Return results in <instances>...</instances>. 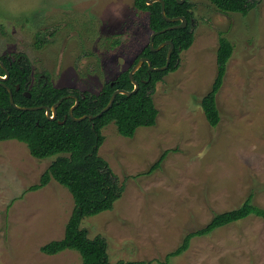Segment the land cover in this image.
<instances>
[{
  "label": "rangeland",
  "instance_id": "1",
  "mask_svg": "<svg viewBox=\"0 0 264 264\" xmlns=\"http://www.w3.org/2000/svg\"><path fill=\"white\" fill-rule=\"evenodd\" d=\"M193 4L194 42L177 70L157 83V124L133 137L106 125L99 153L124 184L112 209L86 217L89 237L103 236L110 261L164 260L185 234L250 195L264 208V0L248 14ZM45 37L41 47L36 41ZM149 13L134 0H0V54L27 55L54 85L99 93L136 64L149 44ZM233 47L212 127L201 105L217 73L220 36ZM161 166L149 172L164 152ZM57 155L37 158L26 143L0 141V264H82L79 251L49 255L64 237L72 193L55 179L31 191ZM170 264H264V219L250 215L195 236Z\"/></svg>",
  "mask_w": 264,
  "mask_h": 264
},
{
  "label": "trees",
  "instance_id": "2",
  "mask_svg": "<svg viewBox=\"0 0 264 264\" xmlns=\"http://www.w3.org/2000/svg\"><path fill=\"white\" fill-rule=\"evenodd\" d=\"M164 1L166 15L185 16L189 20L186 27L168 29L181 21L166 20L162 14L160 1L149 4L147 0H134V4L136 8L149 13V26L152 32L166 29L156 34L154 48L166 40H171L174 44L168 68L163 71H151L148 63H144L134 73L135 80L140 84L139 89L130 95L119 93L112 107L93 119L76 121L71 118L70 109L76 103V97L79 98V103L74 109L75 117L98 114L108 104L115 90H134L135 85L129 75L133 66L122 71L110 82H106L99 93H93L58 87L53 84L49 74H35L31 61L24 53L14 57L0 54V61L3 63L0 64V141L8 139L22 141L37 158L57 155L42 174L40 181L31 185L29 190H38L55 179L68 188L74 198V208L66 224L64 237L44 244L41 250L46 254L55 255L65 249H73L80 252L82 264H154L152 260L111 262L107 240L101 235L89 237L87 230L81 225L86 217L112 209L125 189L109 162L99 153L105 139L103 128L113 122L121 135L133 137L139 127L156 125L159 115L154 100L157 83L167 73L177 70L181 52L194 42V31L190 23L194 17L193 4L189 0L183 3L178 0ZM210 1L222 12H239L244 15L255 8L257 3L256 0ZM44 42L45 37L39 34L37 47H41ZM170 45L169 43L156 51L149 42L135 62L146 56L150 58L153 66H163L166 64ZM233 51L231 41L221 35L216 58L217 73L210 90L201 100L205 116L212 127L218 126L221 121L218 94L224 84ZM9 88L13 91L16 105L44 107L22 109L14 106L10 100ZM26 92H30V96L26 95ZM63 96L68 97L58 106L57 117L49 118L45 107H52ZM167 153L168 150L154 163L149 172L161 166ZM250 215L264 219V208L255 204L253 195H250L240 207L217 212L205 226L185 234L179 246L168 252L164 260L158 262L170 264L173 257L190 248L193 237L209 235L218 228Z\"/></svg>",
  "mask_w": 264,
  "mask_h": 264
},
{
  "label": "water",
  "instance_id": "3",
  "mask_svg": "<svg viewBox=\"0 0 264 264\" xmlns=\"http://www.w3.org/2000/svg\"><path fill=\"white\" fill-rule=\"evenodd\" d=\"M149 4L153 3L154 1H160L162 3V14L164 16V18L166 20H168L169 22H174V21H177V20H181L182 22L178 25H173V26H170L168 29H172V28H176V27H185L186 26V23H187V18L185 16H176V17H168L166 15V12H165V1L164 0H147ZM185 0H179L180 3L184 2ZM166 31V29L164 30H161V31H158V32H152L151 34V37H150V46L158 51L160 50L161 48H163L166 44L170 43V48L168 50V54H167V61H166V64L163 65V66H159V67H155L153 66V63L152 61L150 60V58L144 56V57H141L137 63L133 66V68L130 70L129 72V75H130V78H131V81L134 83L135 85V88L133 91H128V90H124V89H117L114 91V93L112 94L111 96V99L110 101L108 102V104L98 113V114H86V115H83L81 117H75L74 115V109L75 107L78 105L79 103V98L76 97V103L71 107L70 109V116L73 120H76V121H80L82 119H86V118H90V119H93V118H96L98 116H100L102 113L106 112L107 110H109L115 99H116V96L119 94V93H124V94H132L133 92L137 91L140 87V84L138 81L135 80L134 78V73L144 64V63H148L149 65V68L151 71H163L165 69L168 68L170 62H171V58H172V52H173V49H174V44L172 43V41H165L163 43H161L158 47L154 48V38L156 36V34L160 33V32H164ZM0 64L3 65V63L0 61ZM8 73V71H7ZM8 75V74H7ZM6 75V77H7ZM5 78V77H3ZM9 92H10V100H11V103L18 107V108H22V109H37V108H42L44 106H35V107H20L18 105H16L15 101H14V95H13V91L9 88ZM26 95L30 96V92H26ZM68 96H63L62 98H60L56 103L53 104L52 107H45L46 108V114L49 118L51 119H55L57 117V113H58V106L61 104V102Z\"/></svg>",
  "mask_w": 264,
  "mask_h": 264
},
{
  "label": "flooded vegetation",
  "instance_id": "4",
  "mask_svg": "<svg viewBox=\"0 0 264 264\" xmlns=\"http://www.w3.org/2000/svg\"><path fill=\"white\" fill-rule=\"evenodd\" d=\"M179 1V0H178ZM186 1V0H185ZM184 1V2H185ZM155 2V1H154ZM183 3V2H182ZM192 11H193V9H192ZM177 21H181V20H177ZM174 22H176V21H174ZM182 22V21H181ZM190 23H191V25H192V27H193V23H194V17L190 20ZM178 24H180V23H178ZM178 24H174V25H178ZM189 24V20L187 19V23H186V26ZM173 26V25H172ZM185 26V27H186ZM166 41H170V40H166ZM165 42V41H164ZM163 43V42H162ZM169 44V43H168ZM167 45V44H166ZM165 45V46H166Z\"/></svg>",
  "mask_w": 264,
  "mask_h": 264
}]
</instances>
